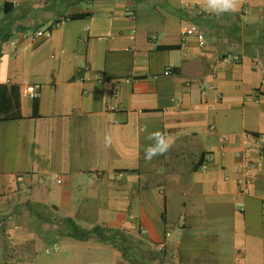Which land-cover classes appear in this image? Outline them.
<instances>
[{"label":"crops","instance_id":"obj_1","mask_svg":"<svg viewBox=\"0 0 264 264\" xmlns=\"http://www.w3.org/2000/svg\"><path fill=\"white\" fill-rule=\"evenodd\" d=\"M194 5L0 0V264H264V0Z\"/></svg>","mask_w":264,"mask_h":264},{"label":"clouds","instance_id":"obj_2","mask_svg":"<svg viewBox=\"0 0 264 264\" xmlns=\"http://www.w3.org/2000/svg\"><path fill=\"white\" fill-rule=\"evenodd\" d=\"M241 0H206L205 11L221 15L224 12H235L239 10ZM146 139L153 141L144 149V159L151 162L157 156L166 154L174 145V140L161 131L149 133ZM111 143V137H105L106 146Z\"/></svg>","mask_w":264,"mask_h":264},{"label":"built area","instance_id":"obj_3","mask_svg":"<svg viewBox=\"0 0 264 264\" xmlns=\"http://www.w3.org/2000/svg\"><path fill=\"white\" fill-rule=\"evenodd\" d=\"M195 9V12L198 15H203L206 14L207 12L202 9L199 6L194 5L193 6ZM134 16V15H133ZM42 31H38V34H42ZM185 33L187 34H196L197 38L200 43H204V34L201 32L198 28L196 27H190L187 28ZM241 60V56L239 54H229L224 57L223 61L226 63H237ZM257 64H259V61H257ZM165 73H169V70H166ZM264 83V80H263ZM38 89L39 85H36L35 88L30 92L31 97H36L38 95ZM240 156L243 158V163H242V169H241V175H239L237 181L239 184L247 186L250 184L253 180V175H254V169L258 168L261 163L254 161L251 159V149L250 148H245L243 152L239 153ZM202 167H205V164L202 165ZM59 249V245L57 243H54L52 247H47L45 248V252H50L51 250H57Z\"/></svg>","mask_w":264,"mask_h":264},{"label":"trees","instance_id":"obj_4","mask_svg":"<svg viewBox=\"0 0 264 264\" xmlns=\"http://www.w3.org/2000/svg\"><path fill=\"white\" fill-rule=\"evenodd\" d=\"M37 106H38V104L35 101L34 107H33L35 114L37 113ZM201 164H202V160H199L198 165H201ZM98 230H99V228L96 227L92 231L97 233ZM76 234L79 235V234H82V232L77 230ZM112 238L113 239H111V242L118 244L119 247L120 246L121 247L124 246L123 240H119V239H117L115 237H112ZM125 255H127L126 252H125ZM131 255L128 254L127 258L134 264H154V262L149 257L145 256V253H143L142 255H140V254H131Z\"/></svg>","mask_w":264,"mask_h":264},{"label":"rangeland","instance_id":"obj_5","mask_svg":"<svg viewBox=\"0 0 264 264\" xmlns=\"http://www.w3.org/2000/svg\"><path fill=\"white\" fill-rule=\"evenodd\" d=\"M263 46H264V38H263ZM263 52V51H262ZM264 53V52H263Z\"/></svg>","mask_w":264,"mask_h":264}]
</instances>
